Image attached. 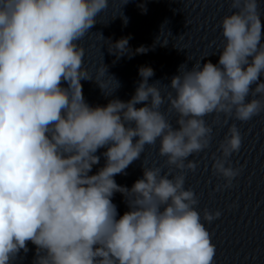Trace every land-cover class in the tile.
Segmentation results:
<instances>
[{"label": "clouds", "instance_id": "9594fccd", "mask_svg": "<svg viewBox=\"0 0 264 264\" xmlns=\"http://www.w3.org/2000/svg\"><path fill=\"white\" fill-rule=\"evenodd\" d=\"M109 3L0 0V264H12L28 242L36 247L33 264H214L206 224L222 213L199 210L197 194L185 187L198 167L189 157L213 140L205 117L228 125L264 113V7L260 0H228L218 63L181 65L164 84L166 95L143 66L130 100L91 106L82 80H95L105 95L119 86L104 63L93 77L79 44ZM111 44L118 58L130 52L128 38ZM105 77L115 82L110 92ZM166 103L176 127L161 110ZM158 140L164 164L143 160L141 178L130 188L117 184L115 176ZM241 146L232 123L212 154V173L224 180L217 191L241 174L231 161ZM100 149L105 163L91 174ZM116 193L128 208L123 215Z\"/></svg>", "mask_w": 264, "mask_h": 264}]
</instances>
